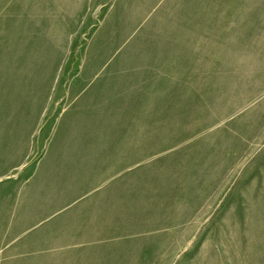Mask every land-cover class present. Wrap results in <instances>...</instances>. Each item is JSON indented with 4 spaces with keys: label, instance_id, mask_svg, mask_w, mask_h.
<instances>
[{
    "label": "rangeland",
    "instance_id": "obj_1",
    "mask_svg": "<svg viewBox=\"0 0 264 264\" xmlns=\"http://www.w3.org/2000/svg\"><path fill=\"white\" fill-rule=\"evenodd\" d=\"M0 264H264V0H0Z\"/></svg>",
    "mask_w": 264,
    "mask_h": 264
}]
</instances>
